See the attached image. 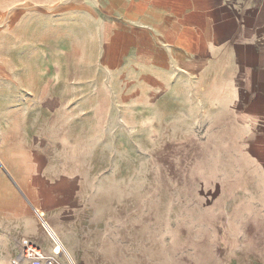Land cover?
Masks as SVG:
<instances>
[{
	"label": "rangeland",
	"instance_id": "1",
	"mask_svg": "<svg viewBox=\"0 0 264 264\" xmlns=\"http://www.w3.org/2000/svg\"><path fill=\"white\" fill-rule=\"evenodd\" d=\"M73 50L44 52L19 73L18 99L33 111L0 110V138L23 140L7 158L39 148L52 179L71 178L48 213L2 168L27 206L25 228L44 233L36 243L52 247L39 207L77 264H264V176L214 117L193 119L188 106L177 115L174 91L158 94L159 78L146 93L126 64L76 67ZM7 158L0 151V167ZM14 194L0 214L14 213ZM23 239L13 240L11 263Z\"/></svg>",
	"mask_w": 264,
	"mask_h": 264
},
{
	"label": "crops",
	"instance_id": "2",
	"mask_svg": "<svg viewBox=\"0 0 264 264\" xmlns=\"http://www.w3.org/2000/svg\"><path fill=\"white\" fill-rule=\"evenodd\" d=\"M72 46L71 64H126L146 93L159 78L158 94L174 91L177 115L185 106L193 119L200 111L212 115L219 135L264 176V0H0V103L7 104L0 110L33 111L18 99L19 73L37 55ZM71 71L82 89V77ZM7 139L0 138L5 158L23 143ZM2 168L48 213L56 208L57 185L69 188L71 178L52 179L39 148L0 167V204L14 193L19 198L14 213L0 214V264H12L13 240L40 242L44 233L25 228L27 206ZM13 222L15 233L4 226Z\"/></svg>",
	"mask_w": 264,
	"mask_h": 264
},
{
	"label": "built area",
	"instance_id": "3",
	"mask_svg": "<svg viewBox=\"0 0 264 264\" xmlns=\"http://www.w3.org/2000/svg\"><path fill=\"white\" fill-rule=\"evenodd\" d=\"M41 226L50 239L53 247L63 248L60 254L48 252L43 247L30 239H23L20 251L12 260V264H77L66 249L63 241L50 224L41 217Z\"/></svg>",
	"mask_w": 264,
	"mask_h": 264
},
{
	"label": "bare ground",
	"instance_id": "4",
	"mask_svg": "<svg viewBox=\"0 0 264 264\" xmlns=\"http://www.w3.org/2000/svg\"><path fill=\"white\" fill-rule=\"evenodd\" d=\"M34 212H35V214H36V216L38 217V220L40 221V223H41V217L43 218V219H45L48 223H49V221L46 219V216H45V214L44 213H41L40 211H39V209L38 208H34ZM50 224V223H49ZM50 226L52 227V225L50 224ZM53 228V227H52ZM46 234V233H45ZM47 235V234H46ZM48 237V236H47ZM49 238V237H48ZM50 240V239H49ZM65 245V244H64ZM66 247V246H65ZM67 249V248H66ZM55 250H56V254H60L61 252H62V250H63V248L61 247V246H59L58 248L57 247H51V249L50 250H48L47 249V251L48 252H52L53 254H55ZM68 250V249H67ZM69 252V251H68ZM70 253V252H69ZM71 255V254H70ZM72 256V255H71ZM73 258V257H72ZM74 259V258H73Z\"/></svg>",
	"mask_w": 264,
	"mask_h": 264
}]
</instances>
